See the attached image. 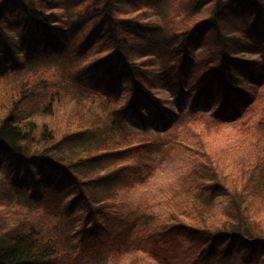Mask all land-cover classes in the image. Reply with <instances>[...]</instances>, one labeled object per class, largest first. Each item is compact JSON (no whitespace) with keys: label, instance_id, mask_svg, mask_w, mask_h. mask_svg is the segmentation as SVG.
I'll return each mask as SVG.
<instances>
[{"label":"trees","instance_id":"16d2710c","mask_svg":"<svg viewBox=\"0 0 264 264\" xmlns=\"http://www.w3.org/2000/svg\"><path fill=\"white\" fill-rule=\"evenodd\" d=\"M0 264H264V0H0Z\"/></svg>","mask_w":264,"mask_h":264},{"label":"rangeland","instance_id":"374dc122","mask_svg":"<svg viewBox=\"0 0 264 264\" xmlns=\"http://www.w3.org/2000/svg\"><path fill=\"white\" fill-rule=\"evenodd\" d=\"M161 93L165 96L167 95L168 99L173 100L171 98L172 96H169L167 91H162ZM173 102L176 104L175 100H173ZM186 104L189 105V102ZM146 110L147 117L152 119L155 115V110L152 108ZM129 125L133 128H139L141 126L140 121L135 116L129 118ZM224 131H226V134L228 135L229 129H224ZM172 154H174L172 157H162L160 171L158 172L157 176L152 178L149 183H145L144 185L136 188L134 192L132 191L130 193V197L135 201L136 204L142 203L143 205H149L155 208L160 207L159 202L163 201L164 196L169 194L171 191V182L176 178L175 170L179 166L180 155L174 152H172Z\"/></svg>","mask_w":264,"mask_h":264}]
</instances>
